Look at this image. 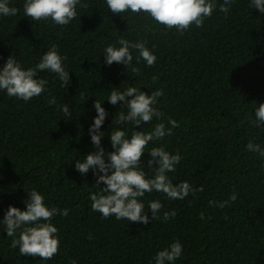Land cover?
I'll use <instances>...</instances> for the list:
<instances>
[{"label":"trees","instance_id":"16d2710c","mask_svg":"<svg viewBox=\"0 0 264 264\" xmlns=\"http://www.w3.org/2000/svg\"><path fill=\"white\" fill-rule=\"evenodd\" d=\"M23 3L9 0L16 15L0 17V65L14 56L24 69L35 67L56 45L70 81L65 85L53 73H38L47 91L29 102L0 92V219L9 205L25 210L22 201L33 189L68 215L53 218L59 248L47 261L19 256L13 238L0 230V264H154L155 254L176 241L183 246L176 264H264V158L246 147L252 142L264 148V128L251 122L254 108L264 103V15L249 0H234L227 16L217 10L202 27L178 32L147 14L108 13L104 0H82L76 19L65 26L32 21ZM121 37L146 42L155 65L137 64L134 52L138 73L105 66L103 49ZM129 86L163 92L156 105L163 117L152 125L171 127L173 119L178 126L148 148L179 152L181 163L169 176L173 184L187 181L197 189L184 200L146 194V205L156 199L163 205L159 219L149 212L147 225L93 212L89 194L100 189L93 187L91 171L82 176L75 170V160L93 150L92 104L103 103L114 87ZM64 104L71 117L61 111ZM102 106L110 113L102 129L110 152L107 134L119 127L112 120L126 109L107 101ZM147 159L145 154L142 162L150 178ZM232 195L236 200L223 209L209 206ZM173 211L175 217L164 221V212Z\"/></svg>","mask_w":264,"mask_h":264},{"label":"clouds","instance_id":"9594fccd","mask_svg":"<svg viewBox=\"0 0 264 264\" xmlns=\"http://www.w3.org/2000/svg\"><path fill=\"white\" fill-rule=\"evenodd\" d=\"M233 3L234 0H223L219 5L217 0H104L108 13L120 16L126 12L147 14L155 22L168 29L175 28L178 32L188 30L191 25L202 27L205 20L217 10L227 16ZM77 6H84L82 0H24L23 12L32 21L50 20L56 25L65 26L76 19ZM249 6L264 15V0H249ZM17 11L16 8L9 7V0H0V17L16 15ZM134 52L137 53V64L143 60L146 67L155 65L157 57L146 47V42H131L122 37L103 49V63L109 67L115 63L127 71L138 73V69L133 66ZM65 60L66 57L59 54L56 45H52L40 57L35 67L28 69H24L14 56H10L0 65V92L9 98L29 102L47 91L48 82L38 77L40 72L53 73L62 84L67 85L70 72L66 70ZM162 95L160 90L149 94L134 86H129L124 91L115 87L111 89L105 101L112 106L120 103V109L126 111H120L118 119L114 117L112 120L113 123L115 119L119 127L107 134L112 148L110 152L102 144L107 131L102 129L110 113L102 106L105 101L101 103L95 100L92 104L95 115L91 117L88 136L93 150L75 160V170L82 176L91 171L95 181L93 187L100 189L99 192L89 194L91 210L101 214L103 219L114 217L118 221L147 225L149 212L151 219L155 221L160 218L163 205L159 199L149 200L146 205V194L156 192L164 194L169 200H184L197 191L187 181L173 184L169 176L181 163L179 152L170 153L163 146L148 148L150 143L155 145L170 136L172 128L178 126L173 119H168L171 127L163 122L152 125L153 120H162L163 113L156 107L158 98ZM50 102L55 103V99ZM254 109L256 118L252 117V124L256 128H264V103ZM61 111L66 117L72 115L69 104H64ZM145 124L151 127L150 131H145ZM129 128L131 135L127 134ZM246 147L249 152L264 158V148L259 144L249 142ZM145 154L148 157L147 169L152 170L150 178L142 162ZM27 197L22 201L26 205L23 211L15 206H8L0 219V230L7 237L13 238L11 246L18 250L19 256L51 260L59 248L58 229L52 221L57 215L67 216L68 209L49 207L45 203V197L35 189L27 192ZM236 198V195H232L228 201H209V206L223 209ZM175 215V211L164 212L163 220L167 221ZM200 218L204 219L203 214ZM182 254L183 246L176 241L155 254L154 264H176Z\"/></svg>","mask_w":264,"mask_h":264}]
</instances>
